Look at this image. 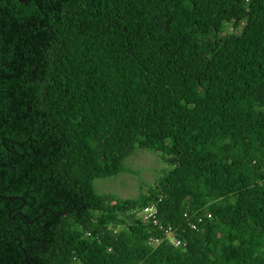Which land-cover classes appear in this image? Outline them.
Segmentation results:
<instances>
[{"label": "trees", "instance_id": "1", "mask_svg": "<svg viewBox=\"0 0 264 264\" xmlns=\"http://www.w3.org/2000/svg\"><path fill=\"white\" fill-rule=\"evenodd\" d=\"M0 264H264V0H0Z\"/></svg>", "mask_w": 264, "mask_h": 264}, {"label": "rangeland", "instance_id": "2", "mask_svg": "<svg viewBox=\"0 0 264 264\" xmlns=\"http://www.w3.org/2000/svg\"><path fill=\"white\" fill-rule=\"evenodd\" d=\"M167 166L165 154L136 147L124 158L123 168L116 175L95 179V187L99 193L128 199L145 192L147 183H151Z\"/></svg>", "mask_w": 264, "mask_h": 264}, {"label": "built area", "instance_id": "3", "mask_svg": "<svg viewBox=\"0 0 264 264\" xmlns=\"http://www.w3.org/2000/svg\"><path fill=\"white\" fill-rule=\"evenodd\" d=\"M138 216L141 220H149L153 225H158L159 228H161V225L158 223V220L156 218V205L155 203H146V205L142 206L138 211ZM205 216H209V213L206 212ZM201 216L198 215L196 217L195 221H188V225L190 228H196V223L200 221ZM165 237H167L174 245L178 244L180 241L178 238L174 237L171 229L167 226L162 229ZM150 241H155V238L150 237Z\"/></svg>", "mask_w": 264, "mask_h": 264}]
</instances>
